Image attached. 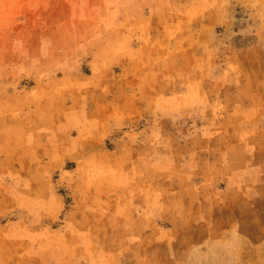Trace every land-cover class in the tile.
<instances>
[{
    "label": "rangeland",
    "instance_id": "1",
    "mask_svg": "<svg viewBox=\"0 0 264 264\" xmlns=\"http://www.w3.org/2000/svg\"><path fill=\"white\" fill-rule=\"evenodd\" d=\"M0 264H264V0H0Z\"/></svg>",
    "mask_w": 264,
    "mask_h": 264
}]
</instances>
